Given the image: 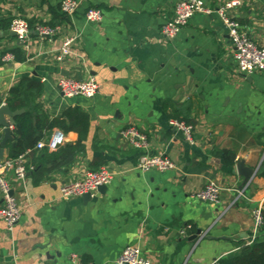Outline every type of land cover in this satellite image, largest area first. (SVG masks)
I'll return each mask as SVG.
<instances>
[{
  "label": "crops",
  "instance_id": "obj_1",
  "mask_svg": "<svg viewBox=\"0 0 264 264\" xmlns=\"http://www.w3.org/2000/svg\"><path fill=\"white\" fill-rule=\"evenodd\" d=\"M77 1L78 11L65 16L60 0H0L1 102L28 79L40 86L34 107L41 118L75 107L89 117L80 148L74 132L53 127L40 141L61 131L65 142L55 151L34 150L24 181L8 175L21 217L12 233L0 222V264H74L73 256L79 264H115L128 246H138L149 264H212L245 247L251 211L264 207V72L237 70L227 29L215 14H196L174 39H164L161 27L179 0ZM201 1L215 10L230 0ZM238 1L230 18L264 46V0ZM90 8L101 10L100 23L85 21ZM16 18L29 27L27 48L10 30ZM38 26L56 33L40 38ZM66 37L74 38L72 55L57 62ZM6 55L13 60L4 61ZM89 76L98 84L92 99H66L57 90L59 78ZM169 120L193 127L191 144ZM130 126L146 135L149 154H165L175 169L139 172L140 152L121 136ZM13 144L14 137L2 158H11ZM221 151L229 153L228 164ZM237 159L254 170L250 184L237 175ZM100 168L112 174L104 193L88 201L60 198V186ZM211 181L221 189L219 205L191 198ZM263 240L264 225L255 242Z\"/></svg>",
  "mask_w": 264,
  "mask_h": 264
},
{
  "label": "built area",
  "instance_id": "obj_2",
  "mask_svg": "<svg viewBox=\"0 0 264 264\" xmlns=\"http://www.w3.org/2000/svg\"><path fill=\"white\" fill-rule=\"evenodd\" d=\"M238 0H230L221 4L215 10L207 8L201 0H179L175 6L174 14L161 27V35L166 40L174 39L180 31L186 27L190 19L196 14H215L222 21L227 29L229 42L232 46L233 59L237 70L244 75H251L255 72H264V46H256L251 39L241 31L240 25L230 18L229 11L239 5ZM79 9L77 0H60L59 12L65 16H73ZM85 21L90 24H98L102 21V12L96 8L87 9L84 14ZM10 30L15 34L20 44L27 48L30 40L29 27L23 19H13ZM37 36L40 38H51L56 30L48 26L36 27ZM73 37H66L57 50L56 61L62 62L72 55ZM4 61H12L11 55L3 57ZM56 87L62 97L66 99L84 98L92 99L98 92V84L93 76L85 80L62 77L56 82ZM168 126L179 130L185 141L192 143L193 127L182 121L169 120ZM121 136L128 145L139 151L136 169L141 173L156 171L158 173L171 172L175 169V164L165 154H149L147 152L148 141L145 134L130 126L121 132ZM65 142V134L61 131L54 132L46 141H39L34 149H27L14 158L0 159V222L5 226L7 233H12L14 227L21 217V208L15 196L12 194L10 182L7 177L10 174L15 181L22 182L27 175L26 159L34 150L47 148L55 151ZM112 181V174L105 168L86 171L74 181L63 184L59 188L61 199L80 198L84 195H93L99 186H107ZM220 187L213 181L208 182L203 189L194 193L191 198L213 205L220 204ZM264 207L258 204L252 211V235L246 246L252 245L258 236L260 229L264 225ZM190 226L180 231L181 236L186 235V230ZM72 263L79 264L76 256L72 257ZM115 264H149V261L142 256L138 246L125 247ZM212 264H217L214 261Z\"/></svg>",
  "mask_w": 264,
  "mask_h": 264
},
{
  "label": "trees",
  "instance_id": "obj_3",
  "mask_svg": "<svg viewBox=\"0 0 264 264\" xmlns=\"http://www.w3.org/2000/svg\"><path fill=\"white\" fill-rule=\"evenodd\" d=\"M40 94V86L28 79H21L13 87L5 100L6 106L12 110L24 109L25 113L15 118L13 131L14 144L11 158L27 149H34L37 142L42 140L44 132L58 127L64 132L72 131L77 135L75 147L80 148L89 130V117L80 108L65 111L61 117L49 120L41 118L34 107L35 98ZM34 117L37 120H34ZM219 157L228 164L229 153L221 151ZM217 264H264V240L250 246L242 247L237 252L222 257Z\"/></svg>",
  "mask_w": 264,
  "mask_h": 264
},
{
  "label": "water",
  "instance_id": "obj_4",
  "mask_svg": "<svg viewBox=\"0 0 264 264\" xmlns=\"http://www.w3.org/2000/svg\"><path fill=\"white\" fill-rule=\"evenodd\" d=\"M23 111H11L4 103L0 100V127L2 128L3 137L0 141V159L3 157L4 147L7 142H13L12 131L10 126L15 125V118L19 116ZM236 173L239 177L243 179V185L250 184L254 170L246 167L244 161L237 159L235 163ZM107 186H99L97 191L104 193ZM91 196L89 194L82 196L84 200H90ZM1 203V200H0ZM201 233L197 232L196 235L192 236L190 239L195 240L200 237Z\"/></svg>",
  "mask_w": 264,
  "mask_h": 264
}]
</instances>
